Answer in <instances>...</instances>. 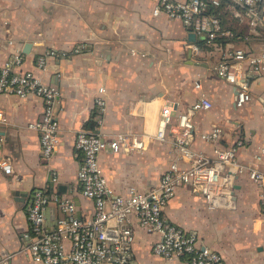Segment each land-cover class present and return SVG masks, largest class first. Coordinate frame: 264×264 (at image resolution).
Instances as JSON below:
<instances>
[{
  "label": "crops",
  "instance_id": "1",
  "mask_svg": "<svg viewBox=\"0 0 264 264\" xmlns=\"http://www.w3.org/2000/svg\"><path fill=\"white\" fill-rule=\"evenodd\" d=\"M222 1L219 15L238 35L219 37L209 45L199 35L191 39L193 32L180 19L155 15L153 0H0V66L20 52L23 61L16 70H33L60 89L55 103L60 141L49 161L41 157V132L29 127L40 116L42 98L0 93L7 116L0 131L14 169L9 174L0 167V264H35L26 250L31 241L27 208L35 189L70 195L80 217L92 216L94 201L82 193L77 179L83 153L75 142L80 130L95 125L94 100L100 87L108 101L100 126L106 138L118 132L155 134L166 100L175 103L176 119L205 93L213 106L194 115L196 132L219 125V144L231 146L244 138L239 158L254 161L264 147V77H251L253 100L237 108L238 88L220 78L214 66L234 47L264 49V29H252L246 16H234L227 0ZM52 49L57 54L43 71L38 57ZM213 146L198 135L193 141L195 149L208 153ZM175 154L170 141L152 139L144 151L106 149L99 159L113 192L127 194L132 188L156 186ZM260 192L259 184L243 172L237 178L234 206L210 210L201 195L182 186L165 215L221 252L228 264H263ZM60 215L51 202L46 209L48 230L55 229ZM129 224L136 234L134 264H188L187 257L155 254L159 234L144 229L135 215Z\"/></svg>",
  "mask_w": 264,
  "mask_h": 264
},
{
  "label": "built area",
  "instance_id": "2",
  "mask_svg": "<svg viewBox=\"0 0 264 264\" xmlns=\"http://www.w3.org/2000/svg\"><path fill=\"white\" fill-rule=\"evenodd\" d=\"M153 2L155 15L180 19L206 44H215L219 37L237 36L235 31L225 27L219 13L211 11V7L221 5L222 0ZM227 7L236 17L246 16L252 29L264 26V0H227ZM194 49L199 48L194 45ZM56 54L52 49L40 55L39 68L46 71L49 59ZM22 61L23 54L16 52L12 61L0 66V93L42 98L44 105L40 116L30 122L29 127L41 132V157L49 161L60 141V122L55 113L60 89L33 70H16ZM214 70L220 78L238 88L235 105L241 108L253 100L251 77H264V49L234 47L224 52ZM104 91V87H100L94 100V127L80 130L75 142L83 153L77 179L82 193L94 201V212L82 218L70 195L35 189L27 208L31 241L26 247L35 264H134L136 234L129 224L132 215L144 229L159 234L153 244L155 254L168 259L187 257L188 264H228L221 252L203 244L197 234L169 220L165 209L177 190L187 185L194 194L203 197L208 209L231 208L235 203L237 178L243 172L259 184L264 208V147L260 146L253 162L246 163L239 158V150L246 144L244 138H238L231 146H222L219 144L221 126L197 133L194 115L213 106L205 93L179 112L176 119L175 103L166 100L155 134L118 132L106 138L100 129L108 111ZM6 120V112L0 106V123ZM196 135L213 143L210 153L193 147ZM152 139L170 141L176 151L158 184L147 189L132 188L127 194L114 193L101 165L100 153L106 149L116 153L144 151ZM4 143L5 137L0 131V167L11 174L13 164L4 152ZM53 179L57 181L58 174L55 173ZM51 202L57 204L61 215L55 229L48 230L46 209Z\"/></svg>",
  "mask_w": 264,
  "mask_h": 264
},
{
  "label": "trees",
  "instance_id": "3",
  "mask_svg": "<svg viewBox=\"0 0 264 264\" xmlns=\"http://www.w3.org/2000/svg\"><path fill=\"white\" fill-rule=\"evenodd\" d=\"M222 5H223V1L221 2V5L211 7V11L219 13V10L222 7ZM256 29H264V26H257L254 30H256ZM240 35H243V34H240ZM243 36H246V35L244 34Z\"/></svg>",
  "mask_w": 264,
  "mask_h": 264
},
{
  "label": "water",
  "instance_id": "4",
  "mask_svg": "<svg viewBox=\"0 0 264 264\" xmlns=\"http://www.w3.org/2000/svg\"><path fill=\"white\" fill-rule=\"evenodd\" d=\"M190 38L193 39V40H195V38H196V33H195V32L191 33V34H190Z\"/></svg>",
  "mask_w": 264,
  "mask_h": 264
},
{
  "label": "rangeland",
  "instance_id": "5",
  "mask_svg": "<svg viewBox=\"0 0 264 264\" xmlns=\"http://www.w3.org/2000/svg\"><path fill=\"white\" fill-rule=\"evenodd\" d=\"M263 116H264V114H263ZM242 126L245 127V125H243V124H242ZM245 128H246V127H245ZM262 138H263V137H262Z\"/></svg>",
  "mask_w": 264,
  "mask_h": 264
},
{
  "label": "bare ground",
  "instance_id": "6",
  "mask_svg": "<svg viewBox=\"0 0 264 264\" xmlns=\"http://www.w3.org/2000/svg\"><path fill=\"white\" fill-rule=\"evenodd\" d=\"M31 202V201H30Z\"/></svg>",
  "mask_w": 264,
  "mask_h": 264
}]
</instances>
